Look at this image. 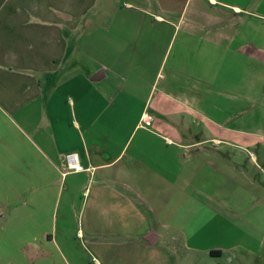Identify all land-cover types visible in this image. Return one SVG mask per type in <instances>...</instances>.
<instances>
[{
    "label": "crops",
    "instance_id": "0c3cea01",
    "mask_svg": "<svg viewBox=\"0 0 264 264\" xmlns=\"http://www.w3.org/2000/svg\"><path fill=\"white\" fill-rule=\"evenodd\" d=\"M119 1L0 0V210L13 208L0 234L26 248L6 245L0 264H174L168 223L132 234L136 222L172 220L175 158L206 143L264 142V0ZM109 14L135 32L109 37L100 21ZM148 21L171 32L162 52L145 37ZM179 108L181 125L201 126L191 143L175 135ZM68 152L91 169L63 175ZM257 201L252 221L264 217ZM229 238L183 241L178 264L189 251L205 264H264L260 237Z\"/></svg>",
    "mask_w": 264,
    "mask_h": 264
},
{
    "label": "rangeland",
    "instance_id": "374dc122",
    "mask_svg": "<svg viewBox=\"0 0 264 264\" xmlns=\"http://www.w3.org/2000/svg\"><path fill=\"white\" fill-rule=\"evenodd\" d=\"M114 1L107 0L106 4L113 6ZM99 7L104 8V6ZM94 15L96 17L97 13L95 12ZM107 17L102 16L100 21L105 22L107 27L111 26L107 30L108 36L110 34L109 37H119L120 30L125 32L129 29L127 30V35H132L135 32V26L126 29L116 28V26L110 24L115 21V18L113 17L111 21V15L109 14ZM145 31L147 32L145 37H150V34L154 36L156 46H158V53L162 52L171 37L170 30L156 28L154 25L150 27V22L148 21ZM178 42H180V37ZM92 66V64L87 63L86 67L92 68ZM257 109L260 113L262 112L260 107ZM182 111L184 110L181 108L177 109L174 115L175 118L181 119ZM147 112L150 114L149 110ZM178 124L179 126L175 129V135H180L183 132L186 138L184 142L191 143V136H194V138L201 137V126L194 124L181 125L182 119ZM189 136L190 138H188ZM239 142H242L239 144L243 145L245 149H240L239 146H236L237 144L227 146L213 143L184 149L182 153L187 154V157H182L183 154L181 153L180 157L175 158L173 165L174 174L173 182L171 183L173 188L170 192V198L168 197L172 201L170 204L172 220L168 222H157L156 220L136 222L133 226V237L140 236L147 230H161L162 225L168 223L169 228H164V230L174 232L173 237L176 238L174 240L171 239V242L172 244L177 243L178 248L180 247L179 249L177 248L178 251L176 250L173 255L174 264L181 262V259H184L182 257L188 252L181 246L183 241L186 240L190 245L204 248L216 246L220 243L227 244L231 242L230 239L233 241V238H229L230 232L233 236L250 232L254 234L256 240L259 239L257 237H260L264 241V217L257 219L258 221L250 220L259 214L260 207L255 204L258 202V198H264V170L262 169L264 167V157L261 154L262 149L264 150V142ZM175 148L178 147L175 145ZM197 152H200V158L192 155ZM251 152L259 155L256 167L251 162ZM183 163L189 166L187 170L189 175L188 182H185L184 178H182L183 173L180 172ZM159 196H161L160 193ZM161 198L162 196L159 197V199ZM14 207L16 208L18 205ZM10 209L13 208L6 206L2 208V211L0 210V226L6 223V215L10 213ZM182 214H184V217H182ZM81 220L82 217L80 218L76 214L74 218L72 216L68 221L70 226H73V233L77 232ZM13 223L17 225L19 221ZM182 231L187 232L185 234H189V238H182ZM119 238L117 236L110 237V239ZM23 239L24 237L17 234H0V250H4L6 245H13L15 248L17 247L16 250L19 251L18 254L21 256V252L24 249H22ZM77 239L80 240V238ZM82 240L86 241L85 238H82ZM189 252L191 257L188 260V264H205L201 259L198 260V253ZM15 260L18 261L19 259Z\"/></svg>",
    "mask_w": 264,
    "mask_h": 264
},
{
    "label": "built area",
    "instance_id": "2783aa9c",
    "mask_svg": "<svg viewBox=\"0 0 264 264\" xmlns=\"http://www.w3.org/2000/svg\"><path fill=\"white\" fill-rule=\"evenodd\" d=\"M151 115L149 113H144L143 119L147 125L151 122ZM65 160V172H63V175L67 172H82L86 170H90L91 168L85 167L82 162L80 155L77 152H68L64 156Z\"/></svg>",
    "mask_w": 264,
    "mask_h": 264
}]
</instances>
